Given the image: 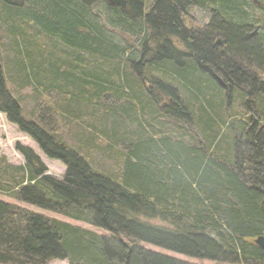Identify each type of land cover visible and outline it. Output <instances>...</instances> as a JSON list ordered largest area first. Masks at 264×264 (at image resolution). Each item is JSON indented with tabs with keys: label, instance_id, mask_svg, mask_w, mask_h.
Segmentation results:
<instances>
[{
	"label": "trees",
	"instance_id": "trees-1",
	"mask_svg": "<svg viewBox=\"0 0 264 264\" xmlns=\"http://www.w3.org/2000/svg\"><path fill=\"white\" fill-rule=\"evenodd\" d=\"M13 4L27 5L28 12L16 13ZM100 5L110 11L107 23ZM195 9L207 13L206 23L189 17ZM0 13V112L66 166L62 179L45 174L35 151L18 143L26 162L0 159V192L105 232L0 199V264H192L147 244L221 263L264 264V248L255 243L264 236V0H154L149 6L127 0L125 7L105 0H0ZM106 26L120 27L123 36L132 32L130 55L129 42L108 35ZM10 35L17 47L4 45L5 51L24 72L23 83L40 84L39 101L60 88L71 93L58 103L64 119L79 117L74 107L86 93L96 124L102 119L96 100H123L111 112H129L135 130L125 126L119 134L117 119L100 130L84 122L91 140L101 143V131L109 138L108 158L97 167L58 135L51 107H36L35 119L23 116L2 62V41ZM19 35L27 41L22 47ZM43 35L54 40L49 54L39 42ZM140 50L147 61L139 60ZM57 52L67 66L54 58ZM128 66L145 67L135 70L137 77L125 74ZM198 76L204 81L193 83ZM163 98L169 106L160 104ZM107 160L114 169L100 170Z\"/></svg>",
	"mask_w": 264,
	"mask_h": 264
},
{
	"label": "rangeland",
	"instance_id": "rangeland-1",
	"mask_svg": "<svg viewBox=\"0 0 264 264\" xmlns=\"http://www.w3.org/2000/svg\"><path fill=\"white\" fill-rule=\"evenodd\" d=\"M153 1L154 0H146V4L149 6L152 4ZM256 3H258V2H256ZM19 8H21L22 11ZM27 8L29 9V7L27 5L24 7V6H19L17 4H13L11 6V10H15L16 13L18 12L20 14H25V12H28ZM97 10L101 13L102 20L105 23H107L109 18H111L110 11L104 5H100L99 7H97ZM28 14H30V13H28ZM24 17L26 18L27 15H24ZM189 17H191L193 19L194 23H198V25H202V23L203 24L206 23V21L208 19L207 13L203 10H200V9L193 10ZM106 27H108L107 33L111 37H113V35L116 37H119V39H121L123 37L122 39H125V41L129 42L127 45L130 44L129 49L131 51H128L127 53L130 55L132 52V49L135 48L133 42L136 41V38H133L130 36V34H132V32L130 34L126 33V35L123 36L122 34L119 33L120 27L118 28L117 26H115L116 29H114L112 26H106ZM2 30H3V27H0V31L2 32V35H5L4 31H2ZM44 36L45 35H43L39 39V42H40L41 46L46 47V49H47L46 52L49 54V52L53 51L52 49H55L54 40L51 39L50 41H47L46 37H44ZM13 39H14V37L12 35H10L8 38H6V40L2 41V52H1V54L3 55L2 62H4L6 66H8V68H6L4 66L5 67L7 87L10 89L12 94L18 100L20 98L19 101L21 102V105L23 108V116H25L26 118H34L35 119V117H38V115H39L36 107H39L41 104H44L45 108L51 107L52 111H53L52 115L55 117L54 123H55V127H56V132L58 133V135H60L62 137V139H64V141H66L69 145H71L74 148H76L77 150H79L88 160H90L94 164V166L97 167L96 163L101 164V161H103L102 158H108V155L104 152V149L107 146V144H105V143L107 141L109 142V138L107 139V137L101 131V134H99V136H98L100 139L101 138L103 139L102 142L100 141L101 143H99L98 140H96V139L91 140L89 138V137H91V133H89V131L85 132L84 122L85 123H93L94 125H96L97 129L100 130V128H105V127L108 128L111 121L117 119L118 129L120 131L119 134L124 132L125 126L129 129L135 130L136 125H133L130 122L129 117L127 118V116L129 115V112L123 111V113H122L123 116H119V117H116V115L113 114V112H111V111L115 112V110L112 107H115V108L120 107L118 105L119 104L118 102H122L123 100L117 99L118 100L117 101L115 99V97L106 95L104 97V99L96 100V102L92 101L95 104L97 103L100 105L99 112H100V110L102 112V113L101 112L96 113L98 116L102 117V119H99V121L97 122V124H98V126H97V124L94 122L95 120H93L94 118H91L90 111H89L91 109V107H90L91 100H90V95H89L90 93H88V94L86 93L85 95H87V96H84V97L81 96L83 98V100L78 102L74 107L75 114L79 115V117L74 116L73 119H69V118L64 119V116H63L64 112L61 111V107H62L61 105L66 102L64 100L65 99L64 96L66 95V93L69 92V90L66 88L65 89L60 88L56 91L57 93L55 92L53 94H49V95L47 94V95L42 97V98H44L42 101H39L40 98H37L38 97L37 91L41 89L40 84H37V86H36V85H33L32 83H29L30 78H29L28 82L23 83L21 81V78H24V72H23V75L21 76V72L18 71V69H17L18 67H17L16 62H15L14 51H13L14 62H15L14 65H13L12 60H10V58H11L10 53L8 56L7 51H5L6 47L4 45H7V46L9 45L10 47H12L13 49L16 50L17 45L15 43H13ZM173 39H174V42L178 46L181 47V41L176 39V37ZM16 41L18 42V44L21 47H22V45H24V43L27 42L25 40V38H23V36L21 38L20 35L16 36ZM135 46H137V43ZM183 46H185V45L183 44ZM57 50H62V48L58 45ZM63 51H65V50H63ZM136 53L139 56L141 53V50H140V52L136 51ZM56 57H58V59H61V63H63L62 61L64 60L65 56L60 55L59 52H57L54 55V58H56ZM139 57H140L139 58L140 61H142V62L147 61V59H145L144 56L140 55ZM75 58L76 57L74 55H71L69 58H67V61H69L68 59H70V61H72V64L69 63V65L74 67V68L77 65L76 62H73L74 61L73 59H75ZM86 58H87V60H89V66H93L94 63H93L92 59H89L88 56H86ZM8 61H9V63H8ZM63 64H65V63H63ZM65 66H67V65L65 64L64 67ZM140 67L134 68L132 66L131 67L128 66L125 70V74L130 75L131 72H134L133 75L138 77L139 74L135 70L143 69L145 66H143V67L140 66ZM66 68L70 69L71 67H66ZM7 69H9V70H7ZM63 70H66V69L62 68V71ZM201 71L204 72L203 70H201ZM64 72H67V75L72 73V71H64ZM260 72L262 74V77H264V72H262V71H260ZM63 75L65 76L66 74L63 73ZM13 76L18 77L19 81H21L22 83L19 84V82L17 81L18 79L13 80V78H12ZM151 77L152 78L155 77V74L150 75V77H148L149 81H150ZM40 78H41V76H40ZM62 79H65V77L61 76V78L59 80L61 81ZM69 79H71V77H69ZM15 81H17L16 82L17 85L15 84ZM192 81H193V83L201 84L202 81H204V79H202L201 77L198 76L197 79L194 78V79H192ZM219 81L222 82L223 79L219 77ZM48 82L50 83L51 81H48ZM62 82L68 83V82H70V80L65 79V80H62ZM223 83H224V81H223ZM146 84H148V83H146ZM16 87H19L20 89L17 90ZM72 89H73V87H72ZM85 89H86L85 90L86 92H90L89 87L85 86ZM77 93H81L80 89H78L76 91V94ZM69 94H71V93L69 92ZM37 101H39V102H37ZM58 103L61 105H58ZM167 103H168V99L163 98V100L161 101L160 104L167 105ZM231 104H233V102H231ZM204 106L207 107V103ZM33 109H35V111H36V112H34V114H32ZM196 109L200 110V105L196 106ZM243 109L247 110L246 107H243ZM108 114H113V116H108ZM139 117H141V116H138V118ZM90 118H91V120H90ZM107 118H109V119H107ZM140 119H142V117ZM107 120H108V122H106ZM175 124H177V122H175ZM182 124L185 126L188 125V124H184V123H182ZM231 132H232V130H230L229 135ZM18 143H20L21 145H24V146L32 147V149L40 156V158L42 159L43 163L45 164V166L47 168L45 174L54 176L58 179H62V177L66 171L65 164L58 159L49 158L43 152V150L39 147V145L29 135L19 131L18 127L9 123L6 116L4 114L0 113V159L6 158L8 163H12L14 165L15 164H20V165L24 164L25 163L24 155L16 149V145ZM125 144H127V143L125 142ZM104 165H107L106 168L104 167ZM104 165L99 166V169L100 170L108 169V171H111L114 169V165L112 166L111 160H107ZM0 199L6 201L8 203H11L15 206H19L21 208H25V209H28V210L33 211V212L41 213V214L46 215V216L51 217V218H57L59 220L68 222L72 225L81 226L83 228L94 230V231H97L98 233H102V234L105 233L104 231L97 229L94 226H92L88 223H85L83 221L74 220L72 218L66 217V216L58 214L56 212L49 211L46 209H42V208L37 207L35 205L22 202V201L17 200L13 197H10L9 195H6L2 192H0ZM155 222L160 223V221H158V220H156ZM146 247H148L152 250L170 255L172 257L187 261V262L192 263V264H229V263L216 262V261H212V260H208V259H198V258L186 256L184 254H180V253H177V252H174L171 250H167V249H163V248H160V247H157L154 245H150V244H147ZM48 264H68V261L67 260H52Z\"/></svg>",
	"mask_w": 264,
	"mask_h": 264
},
{
	"label": "water",
	"instance_id": "water-1",
	"mask_svg": "<svg viewBox=\"0 0 264 264\" xmlns=\"http://www.w3.org/2000/svg\"><path fill=\"white\" fill-rule=\"evenodd\" d=\"M105 1H107L110 4L122 6V7L126 6L127 4V0H105ZM255 243L259 247L264 248V236L257 237V239L255 240Z\"/></svg>",
	"mask_w": 264,
	"mask_h": 264
},
{
	"label": "bare ground",
	"instance_id": "bare-ground-1",
	"mask_svg": "<svg viewBox=\"0 0 264 264\" xmlns=\"http://www.w3.org/2000/svg\"><path fill=\"white\" fill-rule=\"evenodd\" d=\"M122 7V6H121ZM125 7V6H124ZM220 84H222V82H220Z\"/></svg>",
	"mask_w": 264,
	"mask_h": 264
},
{
	"label": "crops",
	"instance_id": "crops-1",
	"mask_svg": "<svg viewBox=\"0 0 264 264\" xmlns=\"http://www.w3.org/2000/svg\"><path fill=\"white\" fill-rule=\"evenodd\" d=\"M15 165H20V164H15Z\"/></svg>",
	"mask_w": 264,
	"mask_h": 264
}]
</instances>
